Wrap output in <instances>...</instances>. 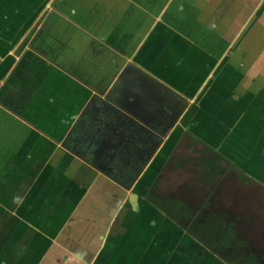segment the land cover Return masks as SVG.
Here are the masks:
<instances>
[{"label":"crops","instance_id":"crops-1","mask_svg":"<svg viewBox=\"0 0 264 264\" xmlns=\"http://www.w3.org/2000/svg\"><path fill=\"white\" fill-rule=\"evenodd\" d=\"M15 1L0 0V86L20 34L37 18L21 19ZM36 1L44 7L52 3L102 50L134 63L182 98L188 99L185 93L199 81L202 85L153 151L154 138H118L115 117L107 115L109 126L104 125L102 105L95 111L80 90L42 96L43 106L54 111L48 126L38 121L35 127L0 104V240L20 253L43 254L53 264H66L62 259L75 250L84 251L76 255L84 264L103 251L108 256L116 251L122 264H151V258L166 264L165 234L155 231L175 227L145 199L160 171L162 193H182L184 182L168 180L179 174L192 179L202 169V148L223 153L225 143L230 147L224 154L264 188V75L254 68L244 71L236 56L232 60L227 54L264 0ZM20 19L24 22L15 29ZM262 20L264 26V12ZM246 46L242 58L254 50ZM153 60H159L157 68ZM258 61L264 64V52ZM79 122L93 135L102 132L103 141L94 145L96 165L63 144ZM46 129L58 132L52 137ZM175 149L184 155L181 168L175 165ZM169 162H174L171 170ZM151 247L156 257L147 252Z\"/></svg>","mask_w":264,"mask_h":264},{"label":"flooded vegetation","instance_id":"flooded-vegetation-1","mask_svg":"<svg viewBox=\"0 0 264 264\" xmlns=\"http://www.w3.org/2000/svg\"><path fill=\"white\" fill-rule=\"evenodd\" d=\"M14 6L20 8L24 21L27 14H30V19L37 15L29 31L24 36L20 34V41L12 54L14 62L0 86L1 106L19 118L35 127L38 121H42L40 126L43 123L48 126L47 119L54 116V111L43 106L42 96L57 91L80 90L81 97L90 99L88 106L95 110L97 105H102L106 120L100 119L104 125L109 124L107 115L115 117L119 125V132L116 133L118 138L141 141L154 138V144H150L153 151L185 112L187 99L157 79L151 85L155 92L151 89L143 93L141 88V92H137V106H129L127 111L100 100L102 98L95 91H102L115 83L120 69L127 65L126 59L102 50V44L82 33L84 29H78L73 21L60 17L54 7H44L43 2L36 0H17ZM21 19L16 25L13 24L15 29L20 27L19 22H24ZM158 61L153 60V67ZM116 90L119 91L118 86ZM84 113L90 114L87 110ZM74 119L77 120V116ZM81 124L79 122L78 127H71L63 144L88 164L96 165L97 147L94 145L103 141L102 132L93 135L91 131L80 129ZM48 130L45 133L48 132L52 137L58 132ZM61 132L64 134L65 131ZM224 144L221 145L223 153L213 154L209 148H202L199 154L203 160L202 169L196 173L197 177L183 178L182 174L170 177L172 179L168 181L178 186L184 182L182 193L164 190L162 193L161 171L147 189V202L159 212H165L175 227L166 229L161 225L155 231L156 236L165 234L163 239L166 238V241H161V245L168 249L166 264H264V188L257 185L236 161L224 154L230 147ZM174 155L177 158L176 167L181 168L184 165L181 162L183 154L177 151ZM173 163L169 162V170L174 168ZM98 166L101 167L99 162ZM119 180L128 182L132 179ZM188 197L191 201L187 200ZM29 221L33 222L31 219ZM150 250L147 252L155 256L157 251L152 247ZM83 254L84 251L77 250L73 254L68 252L62 259L63 263L84 264L76 258V255ZM120 257L116 251L110 256L103 251L95 260H89L88 264H122ZM149 261L151 264L160 263L156 258ZM57 262H61V258ZM0 264L53 263L51 258L45 259L43 254L20 253L10 248L8 241L0 240Z\"/></svg>","mask_w":264,"mask_h":264},{"label":"water","instance_id":"water-1","mask_svg":"<svg viewBox=\"0 0 264 264\" xmlns=\"http://www.w3.org/2000/svg\"><path fill=\"white\" fill-rule=\"evenodd\" d=\"M136 67L134 63L127 62V65L120 69L119 75L115 83L109 84L108 88H104L102 91H95L100 100H105L119 109H123L127 111V108L130 106H137L138 104V95L137 92H141V88L143 93L147 90L150 91L152 89L153 82L156 81L152 76L146 73L144 70ZM132 70H128V69ZM139 69V70H138ZM141 77H144L141 78ZM157 82V81H156ZM111 85V86H110ZM201 81L198 82L194 86V88H190V92H186L185 95L188 99H193L199 88L201 87ZM117 86L119 87V91L116 90ZM116 87V88H115ZM140 87V88H139ZM144 87V88H143ZM151 87V88H150ZM109 90V92H107ZM155 92V90L152 89ZM154 96V95H153ZM141 99V98H140ZM187 99L186 103L189 104V100ZM131 114V113H130Z\"/></svg>","mask_w":264,"mask_h":264},{"label":"rangeland","instance_id":"rangeland-1","mask_svg":"<svg viewBox=\"0 0 264 264\" xmlns=\"http://www.w3.org/2000/svg\"><path fill=\"white\" fill-rule=\"evenodd\" d=\"M49 4L50 3H47L46 7L48 6L53 8L52 3L51 5ZM262 12H264V2L258 11H256V13L253 15L247 28L244 29L241 34H239L237 40L229 49L227 54L229 56L231 55L228 57V59H232L236 56V63L242 64L244 71L245 69L250 71L252 68H254L257 71L256 73H262L264 75V64L261 65L258 61L259 56L263 55L264 52V26H262L263 23H261L263 21ZM246 45H250L254 50L253 52L251 51L246 58H242V55L246 53ZM260 83L264 84L263 80H261Z\"/></svg>","mask_w":264,"mask_h":264}]
</instances>
